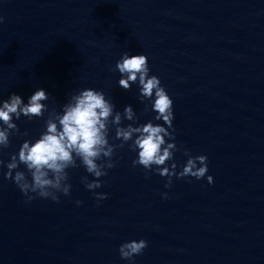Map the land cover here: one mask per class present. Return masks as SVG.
<instances>
[{"label": "water", "instance_id": "1", "mask_svg": "<svg viewBox=\"0 0 264 264\" xmlns=\"http://www.w3.org/2000/svg\"><path fill=\"white\" fill-rule=\"evenodd\" d=\"M0 16V104L12 93L25 103L41 88L49 95L43 117H13L19 132L0 148V264H264V0H0ZM125 52L146 54L174 101L177 173L185 149L207 155L208 173L165 187L155 166L133 165L128 141L101 187L85 186L96 177L80 165L67 170L71 190L59 202L27 201L6 165L71 94L102 90L114 114L131 105L124 127L163 123L139 74L129 90L119 86ZM133 239L148 246L121 258Z\"/></svg>", "mask_w": 264, "mask_h": 264}, {"label": "clouds", "instance_id": "2", "mask_svg": "<svg viewBox=\"0 0 264 264\" xmlns=\"http://www.w3.org/2000/svg\"><path fill=\"white\" fill-rule=\"evenodd\" d=\"M3 20L0 16V23ZM116 69L122 74L119 86L125 90L131 88L130 82H136L139 74L140 95L151 100L154 98L152 110L157 113L155 120L163 123L154 124L149 121L138 126L129 123L124 127L121 126L122 119L133 121L135 117L131 105L124 108L123 114H114L115 105L106 99V93L102 90L89 87L71 94L68 102L63 104L62 110L53 109L49 113L45 120L46 130L39 138L35 142L31 139L24 140L18 153H13L6 165L8 171L5 177L13 180L27 201L39 196L59 202L58 193L70 194L71 184L68 183L67 170L80 165L96 177L93 180H89L87 176L83 177L85 186L89 190L101 187L104 182L99 178L107 175V170L115 166L116 162L112 159L115 149L124 147L128 141H132L130 148L138 151L133 165L143 166L148 171L153 170L155 166L154 170L159 175L168 177L165 187H171L174 176L201 179L208 173L207 155L192 156L187 149L185 154L188 159L182 170L177 173L174 153L179 149L174 138V101L162 85L160 77L149 75V57L146 54L129 55L125 52L117 61ZM48 99V93L41 88L29 97L27 103L16 93L3 100L0 104V148H7L11 143L10 135L19 132L13 117H43L48 105L41 101ZM110 117L111 125L116 126L115 138L121 140L119 145L109 141ZM165 137L171 138V142L166 141ZM166 161L173 162L170 166H165ZM4 163L0 159V165ZM21 164L27 171L18 170ZM207 180L213 183L214 177L208 175ZM94 195L98 201L108 196L107 193ZM163 195L167 198V193ZM76 203L79 205L83 201L77 200ZM147 246V240L133 239L123 243L119 252L121 258L130 260L142 253Z\"/></svg>", "mask_w": 264, "mask_h": 264}]
</instances>
